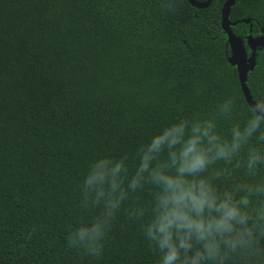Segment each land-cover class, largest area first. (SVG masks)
Here are the masks:
<instances>
[{
	"label": "trees",
	"instance_id": "1",
	"mask_svg": "<svg viewBox=\"0 0 264 264\" xmlns=\"http://www.w3.org/2000/svg\"><path fill=\"white\" fill-rule=\"evenodd\" d=\"M167 2L0 0V264H157L126 214L147 205L148 189L116 213L101 256L68 247L65 236L98 212L79 206L91 161L126 156L131 170L137 147L162 126L213 118L229 96L237 116L249 111L227 61L225 0H180L175 11ZM228 18L243 40L257 36L264 0H233ZM245 84L254 102L264 98V47ZM216 123L222 133L230 126ZM234 178L264 180V169Z\"/></svg>",
	"mask_w": 264,
	"mask_h": 264
},
{
	"label": "clouds",
	"instance_id": "2",
	"mask_svg": "<svg viewBox=\"0 0 264 264\" xmlns=\"http://www.w3.org/2000/svg\"><path fill=\"white\" fill-rule=\"evenodd\" d=\"M180 0H168L175 11ZM229 96L213 118H180L166 124L127 157L102 155L90 162L80 184L83 209H98L66 236L68 247L102 255L116 213L130 194L148 189L147 205L127 209L158 253L157 264H264V98L237 116ZM217 119L230 121L226 133ZM230 184L221 187L219 181ZM31 238V233L28 239Z\"/></svg>",
	"mask_w": 264,
	"mask_h": 264
},
{
	"label": "water",
	"instance_id": "3",
	"mask_svg": "<svg viewBox=\"0 0 264 264\" xmlns=\"http://www.w3.org/2000/svg\"><path fill=\"white\" fill-rule=\"evenodd\" d=\"M188 1L195 7H205L210 0H205L204 2H197L195 0ZM232 3L233 0H225L223 3L220 12V25L226 35V41L229 46L227 61L231 65L235 66L241 92L246 103L251 106L253 105L254 100L251 98L248 88L245 84V77L247 71L251 70L254 65L256 49L264 47V32L257 36H251L250 34H247L244 40L234 34L230 28V25L234 24L235 22H231L228 18L229 7ZM242 21L248 22L249 19L245 18ZM246 47L248 48L249 52H247Z\"/></svg>",
	"mask_w": 264,
	"mask_h": 264
}]
</instances>
